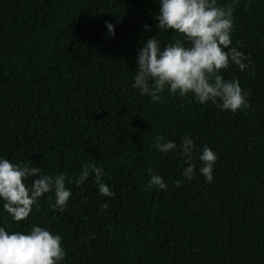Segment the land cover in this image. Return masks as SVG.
Wrapping results in <instances>:
<instances>
[{
  "label": "trees",
  "instance_id": "16d2710c",
  "mask_svg": "<svg viewBox=\"0 0 264 264\" xmlns=\"http://www.w3.org/2000/svg\"><path fill=\"white\" fill-rule=\"evenodd\" d=\"M216 4L232 7L229 46L247 57L243 71L220 70L248 93L235 113L132 88L142 41L181 38L156 29L158 0H0V157L64 173L71 191L62 212L42 194L20 222L0 207V227L59 234L61 264H264V0ZM185 135L197 168L204 146L215 152L211 182L198 171L184 180L179 149L153 147ZM81 164L99 166L114 197L98 193L91 168L77 186ZM148 169L165 190L145 188Z\"/></svg>",
  "mask_w": 264,
  "mask_h": 264
},
{
  "label": "clouds",
  "instance_id": "9594fccd",
  "mask_svg": "<svg viewBox=\"0 0 264 264\" xmlns=\"http://www.w3.org/2000/svg\"><path fill=\"white\" fill-rule=\"evenodd\" d=\"M159 10L154 19L158 31L172 30L181 38L173 37V41L161 45L155 36L142 41L135 60L136 70L132 88L141 96L147 95L153 102L160 100V93L167 88L169 94L180 96L191 94L199 104L211 102L221 111L235 113L247 108V91H242L237 79H224L221 69L235 65L245 70L247 59L238 47H230L233 9L231 6H218L216 0H158ZM109 36L114 35V26L105 21ZM145 31L149 25H143ZM155 137L153 147L164 154L179 149L185 167L181 175L184 180L191 181L194 171L203 176L205 182L213 180V165L217 159L215 152L204 146L197 154L199 166L192 163L194 138L187 135L179 146L173 141H162ZM89 168L98 193L104 197H114V192L106 185L102 177L103 170L96 165L81 164L75 184L83 183L89 177ZM146 189L165 190L166 185L159 174H152ZM28 178L31 183H28ZM181 181H176L179 185ZM51 193L52 207L63 211L71 196L65 187V174L42 173L39 167L27 163H11L0 157V207L12 221L20 222L29 216L33 205L39 204L42 194ZM107 207V201L100 205ZM65 250L59 234L50 233L46 228L32 225L28 231H7L0 227V264H61Z\"/></svg>",
  "mask_w": 264,
  "mask_h": 264
}]
</instances>
